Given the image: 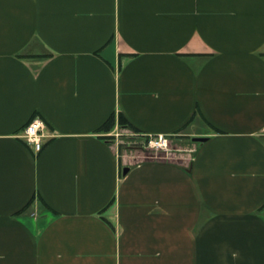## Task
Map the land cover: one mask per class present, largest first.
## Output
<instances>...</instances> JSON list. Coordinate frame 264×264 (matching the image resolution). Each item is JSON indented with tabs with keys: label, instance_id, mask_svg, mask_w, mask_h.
Returning <instances> with one entry per match:
<instances>
[{
	"label": "crops",
	"instance_id": "1",
	"mask_svg": "<svg viewBox=\"0 0 264 264\" xmlns=\"http://www.w3.org/2000/svg\"><path fill=\"white\" fill-rule=\"evenodd\" d=\"M0 264H264V0H0Z\"/></svg>",
	"mask_w": 264,
	"mask_h": 264
},
{
	"label": "rangeland",
	"instance_id": "2",
	"mask_svg": "<svg viewBox=\"0 0 264 264\" xmlns=\"http://www.w3.org/2000/svg\"><path fill=\"white\" fill-rule=\"evenodd\" d=\"M114 132L115 138H113V141L115 142H112V144L119 147L121 157H128L131 163L134 164L153 161L172 163L184 161L186 164H190L194 158L195 151L198 148V145L195 144L194 140L205 139L190 137L189 135L192 134V132H189L190 134L185 133L186 135L184 136L170 138V146L168 149L152 150L146 147L143 138L137 137L128 130H118ZM194 134H196V132H194ZM139 138L140 140H138Z\"/></svg>",
	"mask_w": 264,
	"mask_h": 264
},
{
	"label": "built area",
	"instance_id": "3",
	"mask_svg": "<svg viewBox=\"0 0 264 264\" xmlns=\"http://www.w3.org/2000/svg\"><path fill=\"white\" fill-rule=\"evenodd\" d=\"M137 137L143 138L146 147L152 150L168 149L170 146V137ZM20 138L29 148L34 150L35 153L40 154L43 150L45 141L51 139L52 136L49 134L46 123L41 119H35L25 128Z\"/></svg>",
	"mask_w": 264,
	"mask_h": 264
},
{
	"label": "trees",
	"instance_id": "4",
	"mask_svg": "<svg viewBox=\"0 0 264 264\" xmlns=\"http://www.w3.org/2000/svg\"><path fill=\"white\" fill-rule=\"evenodd\" d=\"M45 58H52V56H46ZM196 116L190 121V123L183 129H187L189 128L195 121ZM36 119V116L33 117L32 121L30 122V124ZM117 126L122 129V130H128L129 132H132L133 134H135L136 136H141L139 135L138 131H136L129 123L128 121L123 117L120 116L118 117L116 114L112 115L110 117V119L103 125V127H101V129L98 131V134H110L111 132H113ZM26 128V127H25ZM25 128L23 129V131L25 130ZM213 128V127H212ZM213 130L216 132V134L219 135H223V133H221L220 131L216 130L213 128ZM22 131V132H23ZM183 132V131H181ZM113 139L112 138H105L104 141L107 142H111ZM140 140V139H138ZM203 144H198V148L200 146H202ZM27 146V145H26ZM32 203H30L23 211H21L18 215H22L24 214L30 207H31ZM114 205V201L110 204L109 208H111Z\"/></svg>",
	"mask_w": 264,
	"mask_h": 264
},
{
	"label": "water",
	"instance_id": "5",
	"mask_svg": "<svg viewBox=\"0 0 264 264\" xmlns=\"http://www.w3.org/2000/svg\"><path fill=\"white\" fill-rule=\"evenodd\" d=\"M194 142L197 145L198 144H205L208 142V139H195ZM128 173H129V170L127 169L124 174L127 175Z\"/></svg>",
	"mask_w": 264,
	"mask_h": 264
}]
</instances>
